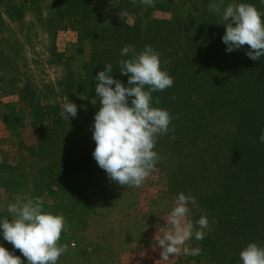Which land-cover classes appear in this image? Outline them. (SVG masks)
Wrapping results in <instances>:
<instances>
[{"label": "rangeland", "instance_id": "obj_1", "mask_svg": "<svg viewBox=\"0 0 264 264\" xmlns=\"http://www.w3.org/2000/svg\"><path fill=\"white\" fill-rule=\"evenodd\" d=\"M212 3L219 0H154L152 6L141 0H0V219L10 218L7 206L18 195L39 197L45 211L63 214L67 228L61 243H66L68 250L57 264L212 263L207 241L218 223L195 197L200 189L185 182L175 190L170 187L167 173L158 169L139 188L111 181L92 155L96 147L92 128L96 110L87 109L85 114L91 148L86 141L85 150L79 151L91 161L82 164L76 158L65 162L64 156L57 153L59 144L66 150L67 146L76 149L67 138L82 135L75 133L71 121L65 128L61 122L52 127L50 119L58 110L55 118L60 120L62 105L68 100L76 104L87 101L86 95L73 88L87 72H98L99 61L94 64L97 69L88 70L92 53L97 51L94 46L111 44L108 59L121 74L119 61L129 59L131 54L121 56L124 35L111 24L146 28L149 34H142L139 44L163 49L167 55L163 61L168 62V54H172V63L162 67L167 69L176 63L175 67L185 68L178 69L181 80H191L193 85L187 95L179 94L185 112L190 99L201 104L213 101L214 94L221 95L225 89L239 87L248 68L237 56L227 53L221 36L223 7L219 12L209 11ZM229 3L241 1L224 0V5ZM187 19L195 23L183 30L176 21ZM211 23L217 28L210 27ZM95 38L98 41L92 46ZM173 38H179L180 45L169 48L168 40ZM187 40L192 43L186 49L181 44ZM97 57L101 62L105 58L106 63L104 54ZM43 115L46 126L52 127L47 132H66L59 137V144L44 142L49 147L48 156L37 149L40 127L33 125L34 117ZM7 117L12 121L5 123ZM63 119L73 118L65 115ZM181 192L196 199V204H189L193 222L206 215L209 226L203 240L193 237L186 244L201 247L200 255L181 253L165 261L155 236L159 228L167 227L165 219ZM0 245L28 264L20 250L4 240L2 229Z\"/></svg>", "mask_w": 264, "mask_h": 264}, {"label": "trees", "instance_id": "obj_2", "mask_svg": "<svg viewBox=\"0 0 264 264\" xmlns=\"http://www.w3.org/2000/svg\"><path fill=\"white\" fill-rule=\"evenodd\" d=\"M237 1L254 4L258 10L264 11L261 0ZM176 22L184 30L195 23V20ZM112 25L124 35L123 47L132 44L140 51L146 46V44L140 45L138 41L142 34H149L146 28L136 25L134 27ZM210 27L217 28V24L211 23ZM223 30L226 31V26L222 24V37L225 34ZM156 40L159 42L158 36ZM91 41L94 46V42L98 40L95 38ZM180 41L179 38L168 40L169 48L173 44L180 45ZM191 43V40H187L181 46L187 49ZM110 45L94 46L97 51L92 53L88 70L94 69L97 61L100 64L98 69L105 70L106 65L111 63L108 59ZM248 50L249 46L244 45L230 53L242 60L243 65L246 63L248 68L241 85L237 88L225 89L221 95L214 94L213 101L206 100L198 104L191 102L190 99L186 102L188 104L186 112L183 110L185 102H180L179 94L187 95L189 87L193 85L191 80L182 82L180 76L182 72L179 73L178 69L183 66L175 67L176 63L167 68L169 74L174 77V85L164 91L153 93V97H159L160 100L159 104L153 103V106L169 110L174 117L169 127L175 128L174 132L169 131L167 135L159 137L154 150L158 151L163 159L155 169L167 173L170 187L175 190L185 182L200 189L195 197L199 199L204 210L215 215L218 223L213 237L207 241L212 257L211 264H243L239 254L249 243L264 244V143L259 141V136L264 131V56L254 61L246 55ZM159 52L162 53L163 62V59L167 58L166 52L163 49ZM102 54L106 57V63H104L105 58H102L101 62L97 57H102ZM224 54L225 52L221 53ZM173 59V55L168 54L166 64H171ZM112 66L114 70L111 75L128 87V76L119 74L116 66L113 64ZM182 69L185 70L184 67ZM99 70L95 74L87 72L86 76L74 85L73 90L86 95L87 98V101L77 102L79 106L75 118L68 120L60 116L58 120L55 118L59 115L58 110L50 117L52 127L58 126L60 122L61 126L65 125L64 128L69 126L70 121L74 124L72 127L74 126L75 133L82 136L69 137L67 141L74 143L76 149L67 145L69 150L60 148L59 143L62 140L59 142V137L65 136L66 132L63 129L58 135L54 131L47 132L52 127L46 126V116L34 117V127H40V143L37 149L45 156L49 155V147H46L44 142L49 140L58 142L60 147L57 153L64 156H62L63 161L73 162L76 158L82 164L91 161V158L85 159L81 152L85 150L86 141L90 148L92 144L85 129L88 119L85 116L86 111L88 109L98 112L101 107L95 93L97 83L95 76L100 72ZM131 99L129 98V103ZM11 121L8 117L5 118V123Z\"/></svg>", "mask_w": 264, "mask_h": 264}, {"label": "clouds", "instance_id": "obj_3", "mask_svg": "<svg viewBox=\"0 0 264 264\" xmlns=\"http://www.w3.org/2000/svg\"><path fill=\"white\" fill-rule=\"evenodd\" d=\"M141 3L152 6L154 0H141ZM261 3L264 4V0ZM223 6L224 0H219L209 5V11L219 12ZM222 20L226 26L222 41L227 52L248 45L246 55L250 59L255 61L264 56V11L251 3H229L223 7ZM129 54V59H121L118 64L121 75L129 77L128 87L111 75L114 70L111 63L95 76V93L101 107L92 125L96 142L92 155L111 181L119 186L139 188L163 159L154 150L159 137L175 131L174 126L169 127L174 119L169 110L153 106V103H160L153 93L172 87L174 77L162 67V63H167L162 62V53L151 45L139 52L135 45H125L121 56ZM129 98H132L131 103ZM77 112V104L68 100L62 105L60 115L75 118ZM259 141L264 143V131ZM189 204H196L195 197L179 193L174 208L165 219L167 227L159 228L155 236L156 244L162 248V260L181 253L198 256L203 251L199 246H186L193 237L203 240L204 230L209 226L206 215L193 222ZM7 212L10 218L0 219L4 240L19 249L28 264H57L68 250V245L61 243L67 218L45 211L41 198L26 195L15 197V201L8 204ZM239 257L243 264H264V244L249 243ZM0 264H23V261L0 245Z\"/></svg>", "mask_w": 264, "mask_h": 264}]
</instances>
